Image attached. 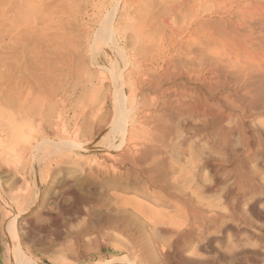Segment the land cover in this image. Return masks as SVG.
I'll return each mask as SVG.
<instances>
[{
	"label": "rangeland",
	"instance_id": "obj_1",
	"mask_svg": "<svg viewBox=\"0 0 264 264\" xmlns=\"http://www.w3.org/2000/svg\"><path fill=\"white\" fill-rule=\"evenodd\" d=\"M23 1L0 0V264H264V0Z\"/></svg>",
	"mask_w": 264,
	"mask_h": 264
},
{
	"label": "bare ground",
	"instance_id": "obj_2",
	"mask_svg": "<svg viewBox=\"0 0 264 264\" xmlns=\"http://www.w3.org/2000/svg\"><path fill=\"white\" fill-rule=\"evenodd\" d=\"M21 1H22V0H21ZM168 1H169V0H168ZM175 1H176V0H175ZM177 1H178V0H177ZM192 1H194V0H192ZM197 1H198V0H197ZM199 1H200V0H199ZM214 1H215V0H214ZM214 1H213V2H214ZM218 1H222V0H217V2H218ZM19 2H20V1H19ZM19 2H18V3H19ZM29 2H32V1H30V0H24L22 3H23V4L25 3V5H27V4H29ZM118 2H119V0H116V4H117ZM123 2H124V1H123ZM202 2H203V1H202ZM213 2H212V4H213ZM229 2H231V1L229 0L228 3H229ZM232 2H233V0H232ZM242 2H243V1H242ZM249 2H250V1H249ZM168 3H169V2H168ZM173 3H175V2H173ZM178 3L181 4V2H178ZM183 3H184L183 5H184V8H185V2H183ZM187 3H188V2H187ZM197 3H199V2H197ZM204 3H205V2H204ZM208 3H209V2H208ZM221 3H222V2H221ZM225 3H227V2H225ZM225 3H223V4H225ZM228 3H227V4H228ZM234 3H235V1H234ZM236 3H238V2H236ZM116 4H115V5H116ZM127 4H128V3H127ZM136 4H137V3H136ZM171 4H172V3H171ZM176 4H177V3H176ZM180 4H177V6L180 5ZM188 4L190 5V3H188ZM188 4H187V7H189ZM244 4H245V5H246V4L248 5V3H246V2H244ZM260 4L262 5V3H260ZM195 5H196V4H195ZM198 5H199V8H200V7H201L200 4H198ZM198 5H197V6H198ZM221 5H222V4H221ZM225 5H226V4H225ZM230 5H231V4H230ZM230 5H228V6H230ZM236 5H237V4H236ZM236 5H235V6H236ZM241 5H242V4H241ZM247 5H246V6H247ZM252 5H254V4H252ZM116 6H117V5H116ZM177 6H175V7H177ZM180 6H181V5H180ZM190 6H191V5H190ZM219 6H220V5H219ZM223 6H224V5H223ZM249 6H250L251 9L253 10L252 13L255 12V13L259 14V15H260L261 13L264 14V9H262L264 5L261 6L262 8H261V7H260V8L257 7L258 5L255 6V7H253V6H251V5L249 4ZM27 7H28V6H27ZM122 7H123V6H122ZM129 7H130V6H129ZM205 7H206V6H205ZM244 7H245V6H244ZM247 7H248V6H247ZM250 7H249V8H250ZM252 7H253V8H252ZM29 8H30V7H28V9H29ZM172 8H173V5H172ZM177 8H178V7H177ZM214 8H216V7H214ZM214 8L212 7V8H211L212 10H208L207 7H206V10H208V12H209V11H213ZM222 8H225V7H222ZM226 8H227V7H226ZM233 8H234V7H233ZM249 8H248V9H249ZM138 9H139V8H138ZM175 9H176V8H175ZM178 9H179V8H178ZM188 9H189V10H188ZM188 9H187L188 11H186V12H188V14L190 15V13H191V11L193 10V8L191 9V8L189 7ZM197 9H198V8H197ZM209 9H210V8H209ZM216 9H217V8H216ZM176 10H177V9H176ZM198 10H199V9H198ZM201 10H202V8H201ZM214 10H215V9H214ZM217 10H218V9H217ZM220 10H221V9H220ZM220 10H219V11H220ZM230 10H231V9H230ZM237 10H238V9H237ZM115 11H116V10H115ZM142 11H143V10H142ZM181 11H183V10H181ZM193 11H194V10H193ZM203 11H204V10H203ZM228 11H229V10H228ZM228 11L226 12L227 14H228ZM233 11H234V10H233ZM245 11H246V10H245ZM245 11L239 10V11H237V12H238V15H239V16H240V14H241V16H242V15H244V14L246 13ZM247 11H248V10H247ZM175 12H176V11H175ZM186 12H185V14H186ZM189 12H190V13H189ZM197 12H198V11H197ZM215 12L217 13L216 10H215ZM249 12H251V10H250ZM176 13L178 14V12H176ZM176 13H175V14H176ZM181 13H182V12H180L179 15H180ZM211 13H212V12H211ZM216 13H215V14H216ZM226 13H225V14H226ZM122 14H123V12H122ZM185 14H184V16H185ZM192 14H193V12L191 13V16H192ZM205 14H206V13H205ZM221 14H222V13H221ZM221 14H220V15H221ZM223 14H224V13H223ZM235 14H236V13H234V15H235ZM193 15H194V14H193ZM218 15H219V13H218ZM246 15H247V13H246ZM250 15H251V14H250ZM253 15H255V14H253ZM191 16H190V17H191ZM196 16H197V15H196ZM226 16H227V18H226V19L224 18V24H223V25H225V28H226V29H223V31L229 29L230 27L228 28L227 25L230 26L229 24L232 22V21H231L232 14H230V12H229V14L226 15ZM235 16H236V15H235ZM247 16H248V15H247ZM247 16H246V17H247ZM112 17H113V16H112ZM121 17H122V16H121ZM132 17H133V16H132ZM145 17H146V16H145ZM180 17H181V16H180ZM194 17H195V16H194ZM210 17H211V16H210ZM233 17H234V16H233ZM252 17H254V16H252ZM110 18H111V17H110ZM237 18H238V17H237ZM240 18H241V17H240ZM244 18H245V16H244ZM250 18H251V17H249V19H250ZM131 19H132V18H131ZM145 19H146V18H145ZM145 19H144V20H145ZM150 19H151V18H150ZM197 19H198V18H197ZM222 19H223V18H222ZM251 19H252V18H251ZM251 19H250V20H251ZM220 20H221V19H220ZM220 20H219V22H220ZM241 20H242V19H241ZM245 20H246V19H245ZM245 20H244V21H245ZM252 20H254V19H252ZM108 21H109V20H108ZM110 21H111V20H110ZM110 21H109V22H110ZM126 21H127V20H126ZM233 21H237V19H236V20H233ZM246 21H247V20H246ZM246 21H245V22H246ZM261 21H262V20H261ZM261 21H258V23L261 22ZM119 22H120V21H119ZM132 22H133V21H132ZM136 22H137V21H136ZM211 22H212V21H211ZM211 22H210V23H211ZM248 22H249V21H248ZM248 22H247V25H249ZM263 22H264V21H263ZM129 23H130V22H129ZM148 23H149V22H148ZM150 23H151V22H150ZM205 23H206V22H205ZM221 23H223V22H221ZM235 23H236V22H235ZM252 23H253V25H254V23H256V22H252ZM261 23H262V22H261ZM105 24H106V23H105ZM110 24H111V23H110ZM110 24H108V25H110ZM212 24H214V23H212ZM236 24H237V23H236ZM238 24H240V23H238ZM238 24H237V25H238ZM243 24H244V23H243ZM204 25H205V24H204ZM204 25H203V26H204ZM206 25H208V24H206ZM221 25H222V24H221ZM240 25H241V24H240ZM240 25H238V26L240 27ZM253 25H252V26H253ZM255 25H257V24H255ZM103 26H104V28H105V25H103ZM106 26H107V25H106ZM111 26H112V25H111ZM124 26H126V25H124ZM203 26H202V28H201V27H200V28L203 30V32H205L204 29H203ZM231 26L233 27V29L237 28V27H234V26L232 25V23H231ZM241 26H242V25H241ZM107 27H108V28H107V29L105 28V29L107 30L108 35H110L109 38H111V39L113 40V41L111 40L112 47H113V44H114V46H116V48H117V50H118V47H117V45L115 44V42H116L115 39H116V38H114V35H113V34H110L112 30H109V26H107ZM120 27H121V26H120ZM189 27H190V26H189ZM209 27H210V26H209ZM223 27H224V26H223ZM248 27H249V26H248ZM257 27H258V26H257ZM110 28H111V27H110ZM123 28H124V27H123ZM129 28H130V27H129ZM165 28H166V27H165ZM196 28H197V27H196ZM204 28H206V30H207L208 27H204ZM240 28H241V27H240ZM244 28H245V27H244ZM259 28H260V27H259ZM262 28H264V26H261V29H262ZM102 29H103V27H102ZM148 29H149V28H148ZM233 29H232V30H233ZM106 30H105V31H106ZM202 30H201V32H202ZM262 30H263V29H262ZM102 31H103V30H102ZM192 31H193V30H192ZM229 31H230V30H229ZM233 31L236 32V31H239V30H238V28H237L236 30H233ZM100 32H101V30H100ZM230 32H231V31H230ZM230 32L228 33V36H229ZM263 32H264V31H263ZM114 33H115V32H114ZM209 33H210V32H209ZM209 33H208V34H209ZM133 34H134V32H133ZM192 34H193V33H192ZM226 34H227V33H226ZM226 34H225V35H226ZM233 34H234V32H233ZM233 34L231 33V36H232ZM237 34H240V33H236V35H237ZM200 35H201V33L199 34V36H200ZM211 35H212V34H211ZM211 35H210L209 37H211ZM225 35H224V37H225ZM234 35H235V34H234ZM236 35H235L234 37H236ZM249 35H250V34H249ZM261 35H262V33H261ZM102 36H103V35H102ZM201 36H203V35H201ZM201 36H200V37H201ZM205 36H207V35H205ZM214 36H215V35H214ZM226 36H227V35H226ZM228 36H227V37H228ZM231 36H229V37H231ZM242 36H244V35H242ZM247 36H248V35H247ZM251 36H252V35H251ZM263 36H264V35H263ZM139 37H141V36H139ZM227 37H226V38H227ZM237 37H239V35H238ZM240 37H241V36H240ZM248 37H249V36H248ZM245 38H246V36H245ZM117 39H118V38H117ZM137 39H138V38H137ZM139 39H140V38H139ZM196 39H197V38H196ZM206 39H207V37H206ZM206 39H205V40H206ZM209 39H210V38H209ZM212 39H213V38H212ZM215 39H216V38L214 37V41H215ZM229 39H234V38H229ZM237 39H238V38H237ZM247 39H248V38H246V39H244V40H247ZM216 40H217V39H216ZM238 40H239V39H238ZM109 41H110V40H109ZM196 41H197V40H196ZM200 41H203V39L200 40ZM208 41H209V40H208ZM249 41H250V40H249ZM118 42H119V41H118ZM143 42H144V41H143ZM206 42H207V40H206ZM211 42H213V40H212ZM219 42H220V41H219ZM244 42H247V41H244ZM202 43H204V42H202ZM202 43L199 42V43H197V44H199V46H201L200 44H202ZM208 43H210V42H208ZM213 43H214V42H213ZM215 43H217V42H215ZM215 43H214V45H215ZM233 43H234V41H233ZM233 43H232V44H233ZM151 44H152V43H151ZM170 44H171V40L168 39V45H167V46H169ZM193 44H194V43H193ZM118 45H119V44H118ZM162 45H163V44H162ZM188 45H189V44H188ZM210 45L213 46V44H211V43H210ZM210 45H209V46H210ZM135 46H136V45H135ZM145 46H146V45H143V47L140 46V47H141V50L146 49ZM203 46H205V45H203ZM203 46H201V47H203ZM209 46H208V49H207L206 46L203 47L202 51H203L205 48H206L205 50H209V51L213 50V49L210 50L209 48H211V46H210V47H209ZM100 47H101V46H100ZM152 47H153V46H152ZM154 47H155V46H154ZM186 47H187V46H186ZM215 47H217V45H216ZM101 48H102V47H101ZM134 48H135V47H134ZM156 48H157V46H156ZM190 48H191V47H189V50H190ZM194 48H195V47H194ZM198 48H200V47H198ZM213 48H214V47H213ZM137 49H138V48H137ZM157 49H158V48H157ZM195 49H196V48H195ZM200 49H201V48H200ZM200 49H199V51H201ZM113 50H114V49H113ZM113 50H112V51H113ZM139 50H140V49H139ZM146 50H147V49H146ZM186 50H187V49H186ZM191 50H192V49H191ZM205 50H204V51H205ZM239 50H240V49H239ZM109 51H110V50H109ZM132 51H133V50H132ZM154 51H155V50H154ZM202 51H201V52H202ZM209 51H208V52H209ZM115 52H116V51H115ZM117 52H118V51H117ZM142 52H144V51H142ZM158 52H159V51H158ZM205 52H206V51H205ZM237 52H238V51H237ZM241 52H242V51H241ZM241 52H239V53H241ZM247 52H248V51H247ZM247 52H246V53H247ZM125 53H126V52H125ZM138 53H139V52H138ZM144 53H145V52H144ZM191 53H192V52H191ZM199 53H200V52H199ZM210 53H211V52H210ZM234 53L236 54V52H234ZM248 53H249V55H252V54H253V53L250 54V52H248ZM116 54H117V53H116ZM136 54H137V53H136ZM149 54H150V53H149ZM192 54H193V53H192ZM195 54H196V53H195ZM143 55H144V54H143ZM236 55H237V54H236ZM243 55H244V53H243ZM245 55H246V54H245ZM262 55H263V54H262ZM134 56H135V55H134ZM144 56H145V55H144ZM241 56H242V55H241ZM137 57H138V56H137ZM139 57H140V56H139ZM255 57H256V54H255ZM148 58H149V57H148ZM240 58H241V57H240ZM257 58H259V57H257ZM122 59H123V58H122ZM126 59H127V58H126ZM152 59H153V58H152ZM236 59H237V57H236ZM243 59H244V57H243ZM230 60H231V59H230ZM240 60H241V59H239V61H240ZM219 61H220V60H219ZM227 61H228V60H227ZM233 61H234V60H233ZM236 61H238V60H236ZM236 61H235V62H236ZM244 61H245V60H244ZM259 61H260V60H259ZM129 62H130V61H129ZM230 62H232V60H231ZM241 62H242V61H240V64L237 63V64H238V66H237V71H238L239 65H240L241 68H243V67L245 66V69H247L246 65L251 66V65H249V64L247 63V61H246L247 64H245V65H244V62H243V64H241ZM248 62H249V61H248ZM217 63H218V62H217ZM233 63H234V62H233ZM115 64H116V62H115ZM237 64H236V65H237ZM254 64H257V63H254ZM254 64L252 63V66H253ZM263 64H264V62H263ZM134 65H135V63H134ZM137 65H138V64H137ZM233 65H234V64H233ZM241 65H242L243 67H242ZM260 65H261V64H260ZM123 66H124L123 69L126 71L127 68H128L129 66H130V67L132 66V64H129V65L126 67V63H124V64L122 65V67H123ZM135 66H136V65H135ZM234 66H235V65H234ZM258 66H259V65H257V67H258ZM147 67H148V66H147ZM235 67H236V66H235ZM248 68H249V67H248ZM251 68H252V67H251ZM253 68H254V67H253ZM261 68H263L262 65H261ZM255 69H258V68L255 67ZM132 70H133V67L130 68V71H127V72H119V77L121 78V81H123V80L125 79V77H126L128 74H130V73L132 74ZM122 71H123V70H122ZM133 71H134V70H133ZM153 71H154V70H153ZM237 71H236V69H235V72H234V73H236ZM242 71H243V69L241 70V72H242ZM246 71H247V70H246ZM248 71H250V70H248ZM261 71H262V70H261ZM144 72H145V71H144ZM149 72H150V71H149ZM172 72H173V73H172ZM172 72H170V73H172L173 75H175V74H174V71H172ZM259 72H260V71H259ZM142 73H143V72H142ZM250 73H251V72H250ZM255 73H256V72H255ZM143 74H144V73H143ZM145 74H146V72H145ZM149 74H150V73H148V75H147V74H146V75H147V76H150ZM166 74H169V73H166ZM239 74H240V73H239ZM242 74H243V73H242ZM246 74H247V76L249 75L248 73H246ZM261 74L264 75V73H261ZM152 75H154V73H153ZM155 75H157V73H156ZM181 75H182V74H181ZM237 75H238V74H237ZM251 75H253V77H254V74H251ZM263 75H262V77H263ZM147 76H146V77H147ZM160 76H161V75H160ZM166 76H167V75H166ZM179 76H180V74H179ZM182 76H183V75H182ZM188 76H189V75H188ZM243 76H244V75H243ZM260 76H261V75H260ZM260 76H259V77H260ZM138 77H140V76H138ZM146 77H145V78H146ZM151 77H153V76H151ZM155 77L158 78L157 76H155ZM173 77H174V76H173ZM249 77H250V76H249ZM253 77H252V78H253ZM126 78H127V77H126ZM136 78H137V76H136ZM136 78H134V79H136ZM143 78H144V77H143ZM156 78H155V79H156ZM169 78H170V77H169ZM169 78H168V79H169ZM171 78H172V77H171ZM171 78H170L169 80H171ZM182 78H183V77H182ZM237 78H238V77H236V79H237ZM252 78H251V79H252ZM255 78H257V76H256ZM127 79H128V78H127ZM148 79H149V78H148ZM150 79H151V78H150ZM153 79H154V78H152V80H151L150 82H152ZM245 79H246V78H245ZM263 79H264V78H263ZM263 79H262V80H263ZM125 80H126V79H125ZM160 80H162V79H160ZM160 80L158 79V82L162 83ZM169 80H168V81H169ZM239 80H241V79H239ZM248 80H249V79H248ZM133 81H134V80H133ZM139 81H140V79H139ZM148 81H149V80H148ZM245 81H246V80H245ZM250 81L252 82V80H250ZM4 82H5V80H4ZM4 82H3V83H4ZM126 82H128V81H126ZM140 82H141V81H140ZM140 82H139V83H140ZM158 82H157V84H158ZM256 82H257V81H256ZM5 83H6V82H5ZM134 83H137V81L135 80ZM146 83H147V82H146ZM146 83H145V84H146ZM257 84H258V82H257ZM262 84H263V83H262ZM2 85H3V84H2ZM155 85H156V84H155ZM162 85H163V84H162ZM259 85H261V82H260ZM139 86H140V85H139ZM149 86H150V85H148V87H149ZM160 86H161V85H160ZM256 86L258 87V85H256ZM131 87H132V86H131ZM131 87H130V88H131ZM157 87H159V85L156 86V87H154V88H157ZM132 89H133V87H132ZM134 89H135V88H134ZM137 89H138V88H137ZM149 89H152V88L150 87ZM161 89H162V87H161ZM253 89H254V88H253ZM259 89H261V90H260V93H261V94H264V87H263V86H262V88L259 87ZM153 90H155V89H153ZM175 90H176V89H175ZM249 90H250V89H249ZM130 91H131V90H130ZM251 91H252V90H251ZM128 92H129V91H128ZM161 92H162V91H161ZM248 92H249V91H248ZM135 93H136V91L134 92V91L132 90V91L130 92V96L135 97V95H136ZM138 94H139V93H138ZM141 94H142V93H141ZM247 94H248V93H247ZM252 94H254V93H252ZM258 94H259V92H258ZM258 94L256 93V95H258ZM143 95H145V94H143ZM179 95H180V94H179ZM256 95H254V97H255ZM259 95H260V94H259ZM154 96H155V95H154ZM152 97H153V96H152ZM250 97H251V93H250ZM256 97H257V96H256ZM123 98H124V97H123ZM155 98H156V97H154V99H155ZM175 99H176V98H175ZM254 99L256 100V98H254ZM260 99H261V98H260ZM262 99H263V98H262ZM173 100H174V99H173ZM247 100H248V98H247ZM250 100H251V99H250ZM250 100H249V101H250ZM151 101H154V100H152V98H151ZM166 101H167V100H166ZM174 101H175V100H174ZM251 101H252V100H251ZM258 101H259V100H258ZM258 101H257V102H258ZM139 102H140V101H139ZM158 102H160V101H158ZM158 102H157V103H158ZM179 102H180V101H179ZM263 102H264V101H263ZM150 104H151V102H150ZM152 104H154V103H152ZM184 104H185V103H184ZM259 104H260V103H259ZM133 105H134V104H133ZM252 105H253V104H252ZM142 106H143V105H142ZM148 106H149V105H148ZM198 106H199V105H198ZM258 106H259V105H258ZM145 107H146V106H145ZM150 107H151V106H150ZM187 107H188V106H187ZM194 107H195V106H194ZM204 107H205V106H204ZM263 107H264V106H263ZM143 108H144V107H143ZM199 108H200V106H199ZM204 109H205V108H204ZM240 109H241V108H240ZM243 109H244V108H243ZM245 109H246V108H245ZM245 109H244V110H245ZM248 109H249V108H248ZM143 110H144V109H143ZM149 110H151V109H149ZM190 110H191V109H190ZM198 110H199V109H198ZM198 110H197V111H198ZM206 110H207V109H206ZM206 110H204V111L206 112ZM132 111H133V110H132ZM222 111H223V110H222ZM253 111H254V110H253ZM258 111H259V109H258ZM263 111H264V110H263ZM192 112H193V111H192ZM194 112H196V111L194 110ZM243 112H244V111H243ZM243 112H242V113H243ZM256 112H257V111H256ZM120 113H121V112H120ZM120 113H119V114H120ZM262 113H263V112H262ZM123 114H124V111H123ZM123 114H122V115H123ZM199 114H200V113H199ZM203 114H204V113H203ZM124 115H125V114H124ZM144 115H145V114H144ZM147 115H148V114H147ZM204 115H205V114H204ZM226 115H227V114H226ZM242 115H243V114H242ZM128 116H129V115H128ZM140 116H142V115H140ZM219 116H221V115H219ZM145 117H146V116H145ZM222 117H223V115H222ZM236 117H237V116H236ZM239 117H240V116H239ZM206 118H207V115H206ZM224 118H226V116H225ZM240 118H241V117H240ZM240 118H239V121H240ZM243 118H244V117H243ZM124 119H126V117H125ZM218 119H219V118H218ZM229 119H231V118H229ZM236 120H237V119H236ZM222 121H223V120H222ZM242 121H243V120H242ZM242 121H241V122H242ZM219 122H221V121H219ZM233 122H234V121H233ZM243 122H244V121H243ZM247 122H248V121H247ZM212 123H213V122H212ZM214 123L216 124V122H214ZM230 123H231V122H230ZM234 123H235V122H234ZM234 123H233V124H234ZM236 123H239V122L237 121ZM236 123H235V125H236ZM54 124H55V123H54ZM139 124H141V123H139ZM163 124H164V123H163ZM222 124H223V123H222ZM233 124H232V125H233ZM124 125H125V124H123V127H124ZM244 125H245V124H244ZM54 126H55V125H54ZM132 126H134V125H132ZM132 126H131V127H132ZM212 126H213V125H212ZM226 126H227V125H226ZM229 126H230V124H229ZM236 126H237V125H236ZM240 126H241V125H240ZM231 127H232V126H231ZM245 127H246V126H245ZM245 127H244V129H245ZM135 128H137V127H135ZM220 128H221V127H220ZM226 128H227V127H226ZM228 128H229V127H228ZM235 128H237V127H235ZM246 128L248 129V127H246ZM122 129H123V128H122ZM224 129H225V128H224ZM230 129H231V128H230ZM237 129H238V128H237ZM247 129H246V130H247ZM257 129H258V128H257ZM135 130H136V129H135ZM218 130H219V129H218ZM221 130H222V129H221ZM235 130H236V129H235ZM238 130H239V129H238ZM253 130H254V129H253ZM258 130H259V129H258ZM122 131H125V129H123ZM219 131H220V130H219ZM224 131H225V130H224ZM229 131H230V130L226 131V134H227V132H228V134H229V133H232V132L234 131V129H233L232 132H229ZM126 132H127V131H126ZM135 132H136V131H135ZM143 132H144V131H143ZM222 132H223V131H222ZM234 132H235V131H234ZM237 132H238V131H237ZM252 132H253V131H252ZM131 133H133V130L131 131ZM239 133H240V132H239ZM250 133H251V132H250ZM257 133H258V132H256V135H257ZM259 133L261 134V132H259ZM226 134H225V135H226ZM232 134H233V133H232ZM240 134H241V133H240ZM246 134H247V133H246ZM260 134H258L257 137H258ZM134 135H135V133H134ZM125 136H126V134H125ZM125 136H124V137H125ZM227 136H228V135H227ZM233 136H234V135H233ZM260 136H261V135H260ZM260 136H259V138H260ZM263 136H264V135H263ZM263 136H261V137H263ZM122 137H123V136H122ZM222 137H223V136H222ZM130 138H131V136H130ZM225 138H228V137H225ZM241 138H243V137H241ZM244 138H245V137H244ZM251 138H252V137H251ZM131 139H132V138H131ZM229 139H230V138H229ZM239 139H240V138H239ZM245 139H246V138H245ZM253 139H256V138H252V140H253ZM261 139H263V138H260L259 140H261ZM226 140H227V139H226ZM242 140H243V139H242ZM247 140H249V139H246V141H247ZM131 141H132V140H131ZM244 141H245V140H244ZM262 141H263V140H262ZM121 142H123V141H121ZM125 142H126V140H125ZM128 142H129V141H128ZM225 142H226V141H225ZM255 142H257V141H255ZM255 142H253V143H255ZM258 142H259V141H258ZM260 142H261V141H260ZM261 143H262V142H261ZM261 143H260V144H261ZM121 144H122V143H121ZM121 144H120V145H121ZM244 144H245V143H244ZM126 145H127V144H126ZM225 145H226V143H225ZM241 145L243 146V144H241ZM241 145H240V146H241ZM242 146H241V147H242ZM263 146H264V141H263ZM133 147H134V149H135V146H133ZM248 147H249V145H248ZM250 147H251V146H250ZM253 147H254V146H253ZM261 147H262V145H261ZM261 147H260V148H261ZM119 148H120V147H119ZM130 148H131V147H130ZM243 148H244V147H243ZM239 149H240V148H239ZM262 149H263V148H262ZM262 149H261V150H262ZM124 150H125V149H124ZM249 150H252V149L249 148ZM192 151H193V150H192ZM245 151H246V150H245ZM242 152H243V151H242ZM247 152H248V151H247ZM263 152H264V151H263ZM193 153H194V152H193ZM245 153H246V152H245ZM249 153H251V151H249ZM254 153H255V152H254ZM258 153H259V152H258ZM243 154H244V153H243ZM246 154H247V153H246ZM252 154H253V153H251V155H252ZM255 154H256V153H255ZM259 154H260V153H259ZM256 155H258V154H256ZM192 156H193V155H192ZM243 156H245V155H243ZM248 156H249V155H248ZM248 156H246L244 160H246V158H247ZM253 156H254V155H253ZM253 156H252V158H254ZM260 156H261V155H260ZM260 156H259V157H260ZM196 158H197V156H196ZM243 158H244V157H243ZM250 158H251V157H250ZM255 158H256V157H255ZM197 159H198V158H197ZM247 159H249V157H248ZM196 161H198V160H196ZM199 161H200V160H199ZM246 161H247V160H246ZM159 163H160V162H159ZM202 164H203V162H202ZM230 164H231V163H230ZM153 165H155V164H153ZM160 165H161V164H160ZM155 166H156V165H155ZM158 166H159V165H158ZM162 166H163V164H162ZM151 168H152L151 170H152V172H153V167H151ZM154 168H155V167H154ZM146 169H147V168H146ZM156 169H159V168L157 167ZM162 169H164V167H163ZM217 169H218V168H217ZM160 170H161V168H160ZM215 171H216V170H215ZM253 171H254V170H253ZM253 171H252V172H253ZM144 172H146V171H144ZM149 172H150V171H149ZM238 172H239V171H238ZM244 172H245V171H244ZM254 172H255V171H254ZM141 173H142V172H141ZM225 173H226V172H225ZM258 173H259V172H258ZM150 174H152V173H150ZM219 174H220V173H219ZM247 174H248V173H247ZM253 174H254V173H253ZM235 175H236V174H235ZM238 175H239V174H238ZM248 175H249V174H248ZM251 175H252V174H251ZM257 176H258V175H257ZM151 177H152V176H151ZM151 177H150L149 179H152ZM244 177H245V176H244ZM252 177H254V176H252ZM247 178H249V177H247ZM250 178H251V177H250ZM250 178H249V182H251V181H250ZM255 179H257V178H255ZM251 180H254V179H251ZM256 181H257V180H256ZM214 182H215V181H214ZM247 182H248V179H247ZM252 182H253V181H252ZM254 184H255V183H254ZM247 186H248V185H247ZM249 187H251V186H249ZM256 187H257V186H256ZM244 188H245V187H244ZM246 188H247V187H246ZM246 188H245V189H246ZM257 188H258V187H257ZM231 189H232V188H231ZM240 189H241V188H240ZM240 189H239V190H240ZM249 189H250V188H249ZM250 190H252V189H250ZM254 190H255V188H254ZM257 190H258V189H257ZM241 191H242V190H241ZM244 191H245V190H244ZM255 191H256V190H255ZM257 192H258V191H257ZM171 193H172V192H171ZM244 193H245V195H247L246 192H244ZM254 194H255V193H254ZM170 195H171V194H170ZM176 195H177V194H176ZM238 195H239V194H238ZM248 196H249V195H248ZM253 210H254V209H253ZM236 211H237V210H236ZM200 215H201V214H200ZM255 215H256V214H255ZM244 220H245V218H244ZM243 223H244V222H243ZM262 232H263V231H262ZM258 235H259V234H258ZM10 250H11L12 260H13V262H14L15 264H31V261L29 262V261L26 259V257L24 256V254L21 253L20 247H19V248L15 247V246H14V247H10ZM112 261H113V260H112ZM108 262H110V261H108ZM108 262H105V263H108Z\"/></svg>",
	"mask_w": 264,
	"mask_h": 264
}]
</instances>
